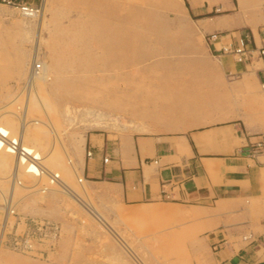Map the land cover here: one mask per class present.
I'll use <instances>...</instances> for the list:
<instances>
[{
  "label": "rangeland",
  "instance_id": "374dc122",
  "mask_svg": "<svg viewBox=\"0 0 264 264\" xmlns=\"http://www.w3.org/2000/svg\"><path fill=\"white\" fill-rule=\"evenodd\" d=\"M181 2L182 18L178 0H0V188L10 192L4 214L0 205V264H210L216 229L204 210L131 216L138 205L124 206L79 170L90 131L166 130L193 108L264 109V77L222 88L191 63L216 58ZM98 114L119 125L90 126ZM20 149L41 159L43 171L30 167L38 176ZM13 206L20 217L57 222L56 240L30 251L3 240ZM15 220L6 235L22 228Z\"/></svg>",
  "mask_w": 264,
  "mask_h": 264
},
{
  "label": "crops",
  "instance_id": "0c3cea01",
  "mask_svg": "<svg viewBox=\"0 0 264 264\" xmlns=\"http://www.w3.org/2000/svg\"><path fill=\"white\" fill-rule=\"evenodd\" d=\"M187 2L188 16L208 34V50L216 58L191 61L195 68L204 69L212 84L222 88L227 83L243 86L254 75L264 77V55L259 53L264 46V0ZM213 32L216 38L210 37ZM239 34L249 36L252 55L246 62L222 50ZM239 74L243 78L235 77ZM209 92L220 95L215 89ZM196 110L170 127L160 125L166 130L156 125L148 131L88 132L91 155L84 156L79 170L87 180L106 186L107 195L124 206L138 205L127 210L131 216H197L204 210L203 220L216 229L207 240L214 248L210 264H264V146L258 151L252 147L258 140L264 143V133L253 130H264V109Z\"/></svg>",
  "mask_w": 264,
  "mask_h": 264
},
{
  "label": "built area",
  "instance_id": "2783aa9c",
  "mask_svg": "<svg viewBox=\"0 0 264 264\" xmlns=\"http://www.w3.org/2000/svg\"><path fill=\"white\" fill-rule=\"evenodd\" d=\"M264 11V5H263ZM261 28L264 29V23L261 25ZM218 33L213 32L210 34L211 38H216ZM248 34H239L236 37V41L234 44H227L222 46V50L225 52H231L237 61L246 62L250 60L252 55V49L247 46L248 42ZM259 53L264 55V46L259 48ZM41 68V62L37 61L35 64V69L38 70ZM6 137V133L0 130V138ZM11 149H18V143L15 140L10 142ZM264 146L262 140H258L253 144L254 151L261 150ZM87 154L91 155V150H87ZM20 155L24 158L25 163H29L28 166L25 167L27 172L33 173L35 176H38L40 172H38V168L42 171V162L41 159L38 158L34 153L26 152V150L20 149ZM104 160H107V157H104ZM33 165L35 168H30ZM54 174V175H53ZM53 174L49 173V182L48 185H51L57 180L58 175L56 172ZM11 180V178L9 177ZM12 181V180H11ZM42 186H47V183H41ZM10 193V192H9ZM9 193H5L0 188V205L3 209L2 205H7V200L9 199ZM8 208V207H7ZM4 214V209H3ZM15 210V206L10 208L9 215L10 218H6L4 221V233H3V240H12L11 243L14 247L19 248L23 251H30L35 249V242L36 240H56L57 236L59 235V225L57 222L45 219V218H35V217H20L19 214ZM17 215V216H16ZM13 217V218H12ZM16 217V224L19 222L23 223L22 228L17 231H9L11 233L10 236L5 234V228H7L10 224H13V219ZM20 218L17 220V218ZM3 220V217H2ZM3 222V221H2ZM13 227V226H12Z\"/></svg>",
  "mask_w": 264,
  "mask_h": 264
},
{
  "label": "bare ground",
  "instance_id": "6f19581e",
  "mask_svg": "<svg viewBox=\"0 0 264 264\" xmlns=\"http://www.w3.org/2000/svg\"><path fill=\"white\" fill-rule=\"evenodd\" d=\"M37 61L34 62V65H33V74H31V78H30V81L31 83L34 82V80L37 79V77H39V73L37 72V70L35 69V64H36ZM46 67L44 68V73L42 74V76L44 77L46 74ZM41 76V77H42ZM34 84V83H33ZM32 85V84H31ZM111 118V117H110ZM87 119V118H86ZM86 121V120H85ZM91 123L89 124L90 126L92 127H113V126H118L119 124H117L115 121H112L110 120L109 118H107V116L105 115H102V114H98V115H95V117L93 118L92 121H90ZM85 123V122H84ZM110 129V128H109ZM7 137V135H6ZM4 137V138H6ZM21 142V141H20ZM18 155V154H17ZM20 155V154H19ZM36 155V154H35ZM17 165H19V162H20V156L17 157ZM43 168V166H42ZM43 171V169H42Z\"/></svg>",
  "mask_w": 264,
  "mask_h": 264
},
{
  "label": "trees",
  "instance_id": "16d2710c",
  "mask_svg": "<svg viewBox=\"0 0 264 264\" xmlns=\"http://www.w3.org/2000/svg\"><path fill=\"white\" fill-rule=\"evenodd\" d=\"M186 5L188 6V3L186 2Z\"/></svg>",
  "mask_w": 264,
  "mask_h": 264
}]
</instances>
